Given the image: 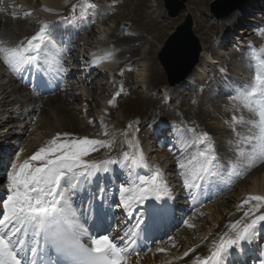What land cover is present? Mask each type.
<instances>
[{
	"label": "rangeland",
	"instance_id": "obj_1",
	"mask_svg": "<svg viewBox=\"0 0 264 264\" xmlns=\"http://www.w3.org/2000/svg\"><path fill=\"white\" fill-rule=\"evenodd\" d=\"M14 1H13V3H11L9 5L10 9H11L10 10L11 13L7 12V11L2 12V8H5V7L7 8V6H6V4H2L0 2V21L2 20V18H4L6 16L8 18L10 17L14 22V25H8V28L6 26L5 27L6 29H3L4 31L2 30L0 33V35L4 34L7 37L9 36L7 38V40L0 42V59L3 55V53L6 52L5 49H7L9 51H13L14 53L18 52L17 54H19L20 50L22 49V46L24 44L21 40L15 39V38H17V35H18V34H16V32H19L17 30H21V28L23 26L21 27V24H19V28H17L16 24L19 23V22H17L19 13H16V11H18V9L14 7L15 6ZM19 1H21V2L27 1L28 4H32L33 7H37L38 4L42 3V0H19ZM121 1L122 0H116L117 4H115V5L118 8H113L115 6L112 5L111 3H107V2L105 3V1L99 2V1L95 0L94 4L97 8H80V9H77V11L82 10L81 12H84L82 15L83 20L88 21V19H87L88 16H90L92 18L91 21L88 22L89 26H86V27H88L87 32L92 30V34H88L86 32H85L86 33L85 34L83 32L84 35L82 33V38H85L86 40L88 39L92 42L94 41L93 45H88V44L84 43L83 41H81L80 42L81 46H77V47H78L79 52H80L79 53L80 58L85 59V57H82L81 55L85 54L87 51H91V52L94 51L96 49L97 41L101 40L102 37L105 36L108 43L110 41V44H112V46L118 47L119 53L121 54V56L127 58V57H130V55H131V54L127 53V51L130 50L129 47H132L133 43H135V42H134V40L131 41L130 43L132 45L129 44V47H127L125 45L126 43H124L120 39L117 42H115L114 38L112 37V35L115 33V31L118 30L116 32L123 31V33H133V34H135V36H140L142 38L144 37L145 41H143L141 43L140 50L144 49L143 51L145 54L148 55V58L147 59L141 58V56H139L137 54L135 57H133L134 60H130L128 62L129 63L128 67L122 66L121 68H119V67L117 68L118 73L120 74L119 75L120 77H117L118 80H122V82H126V79H121L122 77L124 78V75H125L128 77V80L131 81V85L135 88V94L132 95V97L137 96V98L131 99L132 101H134L137 99H141L142 96H148V95L154 96V93H158L157 91L160 92L162 90L161 88H163L164 86L162 87L161 85L159 86L158 84H156V85L151 84V78L153 77V76H151V71H152L153 67H156L160 70V66H161L158 62L157 57H156V52L161 48L162 44L164 43L165 39L170 34V32L173 31L175 29V27L177 25H179L185 19L187 14H191L193 16L196 15L197 17H199L200 11L202 10V13L205 16L208 15L207 17H210V15H212V14L210 13L211 9H210L209 3L213 0H208L209 3H206L207 0H196L197 2L194 0L195 4L192 3L193 7L197 4H199V6L196 8H191V5H189L190 3L189 4L187 3L186 9L183 10L182 13L179 16H177L176 18H171L167 15L166 10L164 9V1L163 0H129V1L127 0V4L124 7H121L120 5H118V4H120ZM261 1H264V0H261ZM64 2L65 1H63L62 5L64 4ZM138 3H140V4H138ZM159 4H160V6H159ZM153 5H155V6L153 7ZM156 5H158V8H155V7H157ZM260 6H262L260 8V10L255 11V13L258 15H263L264 14V7H263V5H260ZM60 7H62V6L60 5ZM13 8H14V10H13ZM15 9H16V11H15ZM35 9L38 10V8H35ZM155 10H156L155 13H157V12L160 13L162 15V19H163L158 24L155 22V20H157V18L153 17ZM104 12L105 13L108 12V14H111L112 16H109L107 18L105 17L103 20H99L100 18L98 19L97 17H95L96 13L99 14V13H104ZM244 16H246V15H244ZM13 17H15V18L13 19ZM249 17H251L249 19H251L252 21L256 20L257 22L256 21L255 22L258 24V25H256V24L250 25L251 27L254 26V28H255V30H257L258 34H252V35H250L249 38H253L254 40H256L257 43H260V47L261 46L264 47V32H263L264 17L261 18L262 20L260 18H258L257 16L253 17L250 15ZM210 18H211L210 19V25L215 26L216 25L215 23L217 22V20L214 17H210ZM160 19H161V17H160ZM34 20H36V21L33 22ZM43 21L44 20L38 16L32 20L31 19H29V20L25 19L24 23H26V26H24V27L29 28V32L27 33L28 35L26 34V36H24V37L27 38L29 36L28 38L32 39V35L35 32V29H34L32 24H34L36 22L41 23ZM258 21L261 22L262 25H260ZM123 23H128V27L123 28L122 27ZM155 23H156V25H154V26L156 28L153 26V24H155ZM201 23H202V21H201ZM15 25H16V27H14ZM117 27H118V29H117ZM30 28H32V29H30ZM35 28H36V26H35ZM150 28H155L154 30H156V32L151 34ZM8 30H9V33H8ZM10 30H12V32H10ZM220 31H224V28H221ZM194 32L199 36L200 30H198L197 28L195 29V26H194ZM198 32H199V34H198ZM206 32H208V30ZM246 36L243 40H240L237 43L227 45L228 46L227 48L223 47V48L217 49L214 47V45H212V48H211L212 50L210 52L212 53L213 57L210 55V53H208V57H207L208 61H206L207 64L205 63L206 65H204V68H205L204 72L202 69L200 71V73L196 76L197 78H194L193 80L189 81V84L188 83L183 84L182 86L176 87V89H174V87H171V86L165 87L167 90L163 91V93L161 94V97H160L159 93H158V95L154 96L155 97V104L150 106V107L148 106V108H149L148 110H147V108H145V107L141 108V106H140L139 107V108H141L140 110H137V109H134L132 111L130 110L131 111V113H130L127 107L131 108V104L125 103L126 98L123 100V102L121 104H119V105L117 104L116 108L111 109L112 106L118 100H116V102H115V100L112 97H109V92L114 87L110 82L107 83L106 81H98L96 79V83H97L96 88L97 89L92 90L91 87L94 86V84L91 83L92 79H90L89 80L90 82H89L88 80L85 81L84 79H82V77L74 78V83L76 85H78L76 88V92H75V90H73L75 95L72 96L70 94H68V95L66 94L67 97L66 96L65 97L67 98V102L69 103L70 110L73 113H75V115L78 119V123L81 126V130H83V131H81L80 134H74L72 132H68V134L70 136H72V134H73V136L69 137L67 134L64 137L67 140V142H65V139L63 141L57 140L55 142V144H52V141L47 142L49 144H52L49 146V148L50 149L54 148L53 151H49V148H45V144H46L45 142L48 139H46V137L41 133V131H39L38 127H36V125L34 123L37 119V116L34 117L35 118L34 120H31V119H33V116H28V113L25 112V108L31 102L30 100H29V103H25L24 101L19 102V104L17 103L18 104L17 110H20L19 113L14 112L16 109H14L13 104L8 106L9 104L7 103V105L6 104L4 105L5 107H2L3 103H1L2 105H0V108L2 107V109H0V117H5V116L10 117L8 120V123L11 124V126H10L11 129H9V130H11L9 132V133H11V135H9V136H12L14 134L11 138L12 139L14 138V141L17 142L18 144L22 143L23 147L25 145L28 146L29 142L30 143L36 142L37 144H34L38 148V149L36 148V151H39V152L42 151L43 152V153L41 152L40 156H37L36 158H34L33 160H31L29 162V164L31 163V165L27 164L28 166H27L26 173H28V176L30 174H32V175L34 174L33 169L35 168V163L37 161L40 162L43 160L46 161V160L54 159V162H56V163L58 162L57 164H59L60 166L62 165L64 169L69 167L67 170L65 169V171L68 172V170L71 169L73 166L74 167L77 165L86 166L88 161H92V160L99 158L98 153L100 155H102L101 152L103 149H98L97 151H95V149L93 148L92 145L98 144V146H99L100 145L99 142L106 140V135H102V133H98L95 130L96 126L97 127L100 126V125H95V124H97L95 121H98L101 118L100 116L95 114V112L96 113L100 112V109L96 110L95 104L96 103H100V104L104 103L106 105V102L110 101V100H112V104L113 103L114 104L111 107L107 106L106 107L107 112H104L106 114V116L109 118L108 120L110 122L112 120V122L116 123V126L119 128V129H117V131H119V132H121L122 129L124 128V127L121 128V126H123L125 123L131 122V124H129V129L131 132V133H129L130 134L129 138H131L132 135L136 136L135 139L137 142V146L139 147V149H141V151L143 150V152L146 155L145 157H143L141 154V157H142L141 159H143L142 161L144 162V165L148 164V165L152 166L151 167L152 169L153 168L158 169V168H160L159 166H161V168H163L165 170L164 173L161 174V177H163V175H164V178L162 180H159V181L162 183V186H164V188H168L167 191H170V194H172V192L174 190H176V188L178 187V184L180 183V181L178 180V177L180 176L181 170H182L181 163H180V166H177L178 167L177 168L175 166V163L178 161V159H176L177 161H174L175 158L171 157L172 155L178 154V150H180V148H181L180 146H178V144H180V143L185 144L187 142L191 145V147L194 145L196 147H200L201 148L200 150H202L204 147L206 148L207 144H209L211 147L216 148V149L218 148V145H219L220 146V152L222 154V158H219V160H217L218 156L215 153H212L213 156H209V155L203 156V154H201L197 151H194V152L192 151V154H194L195 158H200V160H203V161L207 160L208 165H211L212 169H213V167H214V169L220 168L221 175L224 177H229L232 181L235 182V184L228 191L223 192V194L221 196H217V197L213 198L212 200L206 202L203 205H200L199 207H197V208H195L189 212V219H191V221L193 220L192 223H189L190 224L189 225V229H190L189 232H186V228L188 226L186 227L187 224H184L180 228L181 230L179 231V233L177 235H174V237H172L168 242H166L162 245H158L154 248V251L158 250L157 254H159V253L166 254L167 252H170V249L173 246L179 244V242H178V241H180L179 238L182 236L183 240H189V243H187L186 241H183L181 239L183 241L181 246H184V248H180V250H182V249L187 250L186 248H188L189 245H193V244L197 243L199 240H201V239H199L197 241L195 238H197V239L202 238L203 239V236H205L209 233H213V231H214L213 229L218 224V222L222 219V217L227 215L229 212H231L235 208L236 203H238V201H240L242 198L247 197L248 194L256 195L258 200H260L261 198H264V188H263L264 187V156H263V159H259L257 161V159H258L257 156H261L264 153V113H263L264 112V103L260 104L262 101L259 102V104L257 106L258 108H256V110L258 111L256 113H258L260 115V119L259 120L254 119L252 121L253 124H252L251 128H246L244 126L242 127V124L244 123L243 121H246L244 115H238L234 120V119H230L229 117H227L228 116L227 112L230 109H234V110L238 109L237 108L238 106L236 104L238 100H239L238 102L241 104V102L243 100L246 99V101L247 100L249 101L250 99L245 97V99L237 98V99H234L232 101V99H230L228 97V93L235 92V90L232 88H229L228 86H227L226 92H218V90H221V87L224 86V85L219 86V84L223 83L224 80L220 81V83H218V84H216V82H214V80H212V81L210 80L211 86H213V87H210V86L208 88L206 86L200 87L201 86L200 83H202V82L207 83V79H205V78H206L207 74L209 75L208 70H212V72H214V71H216L217 68H221L223 65L226 68H230V69H232L233 72L237 73V75H235V76L240 80H247V79L252 78L251 69L249 67V60H247L245 64L239 60H235L233 62L232 61H228V62L223 61V59L225 58L224 56H227L228 53L230 55L234 54V52L237 48L241 49L240 51L237 50L238 54L240 55L239 58L241 56L245 55L246 53L249 55L248 45H249L250 39ZM35 37H36L35 39L38 38L37 36H35ZM2 39L3 38H1L0 40H2ZM49 39L51 41V44L55 48V50H54L55 53L57 51L60 52L61 51L60 45L57 43V41H54L53 38H49ZM91 46H93V47H91ZM77 47H76L75 53L77 52ZM140 50H139V53H140ZM45 53H46L45 49H42V50L39 49L38 50V54H40V55L41 54L45 55ZM213 53H214V55H213ZM222 54H223V56H222ZM209 55L212 57L211 59L213 60V62L215 64L217 63L218 67H215L216 65L214 63L213 64L209 63V61H210ZM128 59H130V58H128ZM57 61H59V59H57ZM234 63H235V65H234ZM126 68L128 69V71ZM4 72H5V70H3V65L0 62V85L5 84L7 82L6 79L9 78V75L4 74ZM125 73H127L128 75ZM202 74H204V75H202ZM214 74H216V73L214 72ZM164 75H165V73H164ZM202 76H204V79L202 78ZM240 76H242V78H239ZM104 78H106V77H104ZM166 81L167 80H166V75H165V83H166ZM253 81L255 83H258L255 81V79H253ZM165 83H163V84H165ZM190 84L194 88H190V86H189ZM7 86H9V85H7ZM234 88H236V86H234ZM4 89H5V87L1 88V86H0V93L4 94L3 97L6 98L8 95L6 93H2ZM1 90H2V92H1ZM165 92H166V95H165ZM195 92L200 93L201 96L204 98V99L202 98L203 101L199 98V100H201L200 101L201 103L199 102V100L196 101L200 104H198V103L196 104V102H195L197 107L199 108L200 106H198V105H201V108H199V109H203L206 107V108L212 110V114H210L209 116H206V113H205L204 118L200 117V122L202 125L201 124L196 125L195 122H193L192 120H189L190 117L187 116V114H188L187 110L189 109V105H190L189 98L191 97L192 94H195ZM11 94L12 93H10V95ZM203 94H205V95H203ZM87 95H90V97L87 98ZM91 95L94 97V100H90ZM14 96L15 95L13 94V96H10L8 98L13 99ZM234 96L238 97L237 94L233 95V97ZM3 97L0 95V99L1 98L3 99ZM2 99L0 101H2ZM15 99H16V97H15ZM179 105H180V107H179ZM155 106H157V107L155 108ZM164 107H165V110H164ZM98 108H99V105H98ZM185 108H186V112H185ZM221 108H222L223 112H222ZM4 109L8 110V112H5ZM42 109L44 110V107ZM90 109H91V112L89 113L88 111ZM165 111H166V113H165ZM173 111H175V112H173ZM189 111H190V109H189ZM39 113H41V109L40 110L38 109L36 112V114H39ZM172 113L177 114V115L176 114L174 115L175 119H173V120H177V122H176V126H175V128H173V130L177 129L178 132L181 133V137L178 139V144H176V147L174 146L173 149H171V146H173V144L175 145L176 140L174 139L173 142L171 143L173 137L171 136V134L169 132L165 133V135H163V136L159 135V138L152 137L150 134H147V132H148L147 130L152 127V125H150V123H152L156 117L168 118L170 115H173ZM44 114L46 115L47 111L44 112ZM29 117H32V118H29ZM137 117L140 118V125L139 126L135 125L132 122ZM150 117H151V120H150ZM255 117H253V118H255ZM202 118H203V120H202ZM221 121H223V122L221 123ZM93 123H95V124H93ZM189 123H191V124H189ZM2 124L3 123L0 124V128L2 126L4 129L5 124L4 125H2ZM14 124H17V125L14 126ZM25 124L27 125L25 127V129L20 128V126L23 127ZM221 124L222 125L225 124V125L222 126ZM87 125H88L87 129H85ZM5 126H7V125H5ZM221 126L222 127L225 126L226 128H228L227 129L228 133L226 135H224L223 132H221V130H219V128H221ZM226 128L224 130H226ZM253 128H255V130L251 131V129H253ZM246 129H248V130H246ZM249 129H250V131H249ZM168 130H169V128H168ZM4 131H6V130H4ZM252 132H253V134H252ZM15 133H16V135H15ZM74 135H75V137H74ZM91 136H94V139H96V140L91 139L90 138ZM108 136L110 137V134H108ZM184 137H186V138H184ZM11 138L6 139V140L10 141ZM72 138H73V140H72ZM69 139H71V141ZM237 140L238 141L245 140L247 143H246V145L243 144V147H241ZM77 141H78V143H77ZM10 142L12 143V141H10ZM255 142L257 143V145ZM40 144H41V146H40ZM37 145H39V147ZM235 145H237V146H235ZM255 145H256V147H255ZM27 146H25V148ZM247 146L252 147V149H247L248 148ZM19 147H20V145H19ZM23 147H21V148L23 149ZM168 147H169V149H168ZM224 147H226V148H224ZM25 148H24V150H25ZM60 148H62V149H60ZM249 151L251 152V154H248ZM243 153H247V155H243ZM195 155H197V156H195ZM204 155H205V153H204ZM236 160L238 163L241 162V163H245V164L248 162H251V160L252 161L255 160L256 161L255 163L259 162V165H261L260 167H263V169H262L263 171L262 170L251 171V172H247L245 174L239 175L240 172H239L238 168L240 165L239 164L234 165ZM172 162H174L173 167L170 166V164ZM197 162H198V160L194 161V164H197ZM168 163H169V165H168ZM155 164H157V165L155 166ZM64 165H66V166H64ZM50 166H51V164H50ZM132 169H133V172L131 173V171H130L129 173H131L133 175L137 174V168H132ZM179 171H180V174H179ZM122 173H125V170H123ZM34 176H35V174H34ZM124 176H126V175L120 173L116 179L122 178ZM130 180L133 181V178L128 177V179H125L126 186L130 183ZM2 181H1L2 184H4V186H6V188H5L6 190L4 191L3 196L0 197V202L3 203L6 200L9 201L10 190H8V188H9L8 186H10V184L8 183L6 178ZM2 184H0V185H2ZM255 186H256L255 189H251ZM213 188H214V190H217L215 187H213ZM251 197H253V196H251ZM253 199H256V198H253ZM1 207H5V206L2 205ZM201 218H203L204 220L201 221ZM259 248H260V254H262L264 257V242H262V245H260ZM179 252L181 253V251H179ZM154 257H155L154 261H151L150 263L146 262V263H142V264H157L158 261L156 260V256L154 255ZM167 257L170 258V253H167ZM158 260L161 262H165L166 261L165 255H161ZM160 264H162V263H160ZM260 264H264V259L261 260Z\"/></svg>",
	"mask_w": 264,
	"mask_h": 264
},
{
	"label": "bare ground",
	"instance_id": "obj_2",
	"mask_svg": "<svg viewBox=\"0 0 264 264\" xmlns=\"http://www.w3.org/2000/svg\"><path fill=\"white\" fill-rule=\"evenodd\" d=\"M13 1L14 0H0V2L2 4H6V6H8L10 3H13ZM62 1L63 0H42V2H44L45 6L41 7L42 10H39V11L35 12V10L33 9L34 7L31 6L32 4H28L27 1L21 2L19 0H15L14 3L15 4L18 3V5H16L15 7L22 11V14L20 16H18L17 22H19V23H17L16 25H17V28H19V24H21V27L23 26L21 28V30H17L19 32H16V34H18V35H17V38H15V39L16 40H20L22 37L26 36V34L29 32V28L24 27V26H26V23H24L25 19H27V20L31 19L32 20L35 17H37V14H39V16H41L44 13L48 14V16L46 17L47 19H51V20L59 19L60 15H58V14L56 15V13H57V8H60V5H61L60 3H62ZM93 1L94 0H68V1H66L65 8H67V11H69V12L77 11V9H80V8H97ZM99 1H101V2L105 1V3L106 2L107 3H111L112 5L115 6L113 8H118L115 5V4H117L116 0H99ZM189 3L188 4L191 5V8H196V7L199 6V4L195 5L194 7L192 6V3H194V0L193 1L191 0ZM206 3H209V1L207 0ZM126 4H127V0H122L120 2V4H118V5H120L121 7H124V6H126ZM138 4H140V3H138ZM160 4H159V6H160ZM260 5H263V7H264V1H261V0H246L241 5L239 10H237L235 13L231 14L230 16H228L226 18H222V19L217 20V22L215 23L216 24L215 26L214 25H210V19H211L210 17H212V16L211 15H210V17H207L208 15L205 16L202 13V10L200 11L199 17H197L196 15L194 16L195 29L197 28L198 30H200V34H199V32H198V34H199L201 45H202V52H201L200 61H199L198 65L196 66L194 71L191 73V75L188 76L186 81H191L194 78H197L196 76L200 73L199 70L203 69V72H204V69H205L204 65H205V63L207 61L208 53H210V51L212 50L211 49L212 45H214V43L212 42V38L214 37V35L217 34L218 31L221 28H224L226 26H231L233 29L236 26L237 27L246 26V24H245L246 20L244 19V17L243 18H240V17H242L244 15L251 14L253 10H260V8L262 7ZM154 6L155 5H153V7ZM156 6L157 7H155V8H158V5H156ZM5 8L2 9V12H6V11L10 12V10H11V9H9L10 6H9L8 9H5ZM13 10H14V8H13ZM156 10L154 11L153 17L157 18V20H155V22L158 24L163 19H162V15L160 13H158V12L155 13ZM15 11H16V9H15ZM239 11L241 13H240L239 16H237L236 13L239 12ZM77 12H81V11H77ZM96 14H95V17H97L98 19L100 18L99 20H103L105 17L107 18L109 16H112L111 14H108V12L107 13H105V12L104 13H99L97 15ZM160 17H161V19H160ZM259 17L263 18L264 14L263 15H259ZM14 18L15 17H13V19ZM72 19L74 20L75 17H73ZM247 20H249V22L252 21L251 19H247ZM35 21L36 20H34L33 22H35ZM201 21H202V23H201ZM156 23L153 24V26L156 25ZM59 24L60 23L58 22V24L54 28H49L48 26H41V24L38 23V22L32 24L34 29H35V32L33 33L32 36L34 37V36H38L39 35V36H41V39H43V40H40L39 42L34 41L33 44L30 45L29 48L26 46L25 51L27 53H29V55H30L31 54L30 52L32 51L34 46L37 47L39 45H42L43 47H46L48 41H46L42 37L43 34H45V35L48 34L47 37H48V40H49L50 43H51V41H50L49 38H53L54 41H57L56 40L57 37L53 36L54 35L53 34L54 31H52V29L57 28L55 30H60L61 28H59V26H60ZM8 25H14V22H13V20L10 17L8 18V17L5 16L0 21V33H1V31L3 29H6L5 28L6 26L8 28ZM16 25L14 27H16ZM35 26H36V28H35ZM32 28H30V29H32ZM155 28H150L151 29L150 30L151 34L156 32V30H154ZM117 29H118V27H117ZM250 29L242 28V31L244 32L245 36L248 35V34L250 35L253 32ZM73 30H75V32H77V33H80L81 31L84 30L86 33L92 34V30L87 32L88 27H86V25H84V26L77 25L76 28L73 27ZM207 30H208V32H206ZM36 31H38V32L36 33ZM116 31H118V30H116ZM116 31H115V33L113 32L114 34L112 35V37L114 38L115 42H117L120 39L121 41L126 43L125 45L127 47H129V44L132 45L130 43L131 41L134 40V42H135V43H133L132 47H129L130 50L127 51V53L131 54L130 57H127V58H130L129 60H134L133 57H135L137 54L139 56H141V58H144V59L148 58V55L145 54L144 51H143L144 49L140 50L141 43L143 41H145L144 37L142 38L140 36H135V34H133V33H123V31H119V32H116ZM10 32H12V30H10ZM8 33H9V30H8ZM6 37L7 36H5L4 34L0 35V39L1 38H6ZM33 37H32V39H33ZM227 38H228V36H227ZM73 39H75V38H73ZM81 41H83L84 43H86L88 45H93L94 44L93 43L94 41L92 42V41H90L88 39L86 40L85 38H82V39L79 38V40L75 41L77 43L76 46H81V43H80ZM99 41L100 40H98L97 43ZM229 41H230V39H229ZM224 44L225 45L220 46L219 49L226 46V40H224ZM229 44H230V42L227 43V45H229ZM99 45H100V42H99ZM104 45L108 46V44H104ZM76 46H72L71 47V52L73 54H76L75 53ZM106 46H104V47H106ZM91 47H93V46H91ZM102 48L103 47H97L94 51H92V53L89 54V56L92 54V57H93L92 61L94 63L98 62L101 59V62H100L99 65H102L103 67H106V68H111L110 56L108 55L109 52H107V51L105 52L104 50H106V49H102ZM139 50H140V53H139ZM249 54H250V56L246 53L245 55H243L240 58H238L240 55L237 52H234V54H231V55L228 53L227 56H224L225 58L223 59V61L224 62L225 61H227V62L228 61H232L233 62L235 60H239V61H242L245 64L246 61L249 60V67H252L253 66L252 65V52L250 51ZM102 55H105V57L101 58ZM262 55H263L262 56V64H264V53ZM222 56H223V54H222ZM75 57H77V56H75ZM24 63H31V59L26 57L25 60L22 62V64H24ZM3 65H4L5 68L9 67L8 64H3ZM234 65H235V63H234ZM127 71H128V69H127ZM229 71H231V70H229ZM214 72L217 73V72H220V70L218 71V68H217L216 71H214ZM125 74H127V73H125ZM204 74H202V75H204ZM252 75H254V74H252ZM63 76H64V74H61L60 78H63ZM151 76H153L151 78V84H154V85L158 84L160 86V85H163V83H165V75H164V72H163L161 66H160V70L158 68H156V67H153V69L151 71ZM213 77H215V74H209V75L207 74L205 79H207V81H208V79H210V78L212 79ZM202 78L204 79V76H202ZM121 79H126V82H122L120 90H122L124 88H129L130 89V94L125 99V101H126L125 103L131 104V108L127 107L130 113L134 109L140 110L143 107L147 108V110H148L149 109L148 106L150 107V106L155 104V97L152 96V95L151 96H149V95L148 96H142L141 99H137V100L132 101L131 100L132 98H137V96L132 97V95L135 94V88L131 85V81L128 80L127 76L124 75V78L122 77ZM222 80H223V78H220V81H222ZM19 81L20 80H19V78L17 76L11 74L10 80L7 83H5V84L0 85L1 88L5 87L3 92H2V90H1V92L2 93H6L8 95L6 98H4L3 97L4 94L0 93V95L3 97V99L1 98L2 101H0V105H2L1 103H3L2 106H4L5 104L7 105V103L9 105H11V104H17V103L23 102V101L27 102V101L30 100L31 102L25 108V112L28 113V116H33L32 120H34L35 119L34 117L37 116L35 124H37L39 131H41V133L46 137V139H48L45 142L46 144L44 143L45 144V148H49V146L52 145V144H55V142L57 140L58 141H60V140L63 141L65 139L64 137L68 134V132H72L74 134H80V132L83 131V130H81V126L78 123V119H77L75 113H73L70 110V108H69L70 106H69V103L67 102V98H66L68 94H70L72 96L75 95V93L73 92V90L75 89L74 85L71 84V86L69 88H63V86H62L63 84H61V83L56 81L59 84H56V83L54 84L55 90H53L51 92V94L48 96V99L44 100V98L43 97H39L38 94H32L31 92L27 93L26 90L28 88L26 86H24L21 82L19 84ZM186 81H185V83H186ZM220 81L218 83H220ZM17 84H19L18 87L17 86H13L12 87V85H17ZM7 85H9V86H7ZM176 87H174V89H176ZM9 88H10V90H9ZM96 89L97 88H93V90H96ZM252 89H253L254 92L257 91V90L264 89V82L262 84H260V85L253 86ZM65 90H71L72 92L68 93V91H65ZM10 93H12V94L10 95ZM13 94L15 95L14 98L13 99H9L8 97L13 96ZM203 95H205V94H203ZM15 97H16V99H15ZM199 98L202 101L204 99L201 96V94L198 93V92L197 93L195 92V94H192L191 97L189 98V103H190L189 109H190V111H189V109L187 110L188 111L187 116L190 117L189 120H192L193 122H195L196 125L201 124L200 117L204 118V116H205L204 114L205 113H206V116H209L210 114H212V110H210V109H208L206 107L203 108V109H199V108H201V105H198V106H200L199 108L197 107L196 104L198 102H196V101H198ZM201 100H199V102ZM238 101L236 103L237 106H238L237 107L238 109H236V110L230 109L227 112V114H228L227 117H229L230 119H234L235 120V118L238 115H244L246 121H243L244 123L242 124V127L244 126L246 128H251V126L253 124L252 121L254 119L255 120H259L260 119V115L258 113H256V112H258L256 110V108H258V107H257V105H256V103L254 101H244L243 100V102L241 104ZM122 102H123V100H119L118 101V105L121 104ZM195 102H196V104H195ZM200 103H198V104H200ZM140 106H141V108H139ZM43 107H44V110L42 109ZM99 107L103 108L100 104H99ZM156 107L157 106H155V108ZM179 107H180V105H179ZM38 109L39 110L41 109V113L36 114ZM221 110H222V108H221ZM46 111H47V114L45 115L44 112H46ZM100 112H98V113H100ZM185 112H186V108H185ZM222 112H223V110H222ZM172 114L173 115H170L169 117L167 116L168 118H166V119L168 121L175 119L174 115L176 113H172ZM253 117H255V118H253ZM104 118H107V117H104ZM203 118H202V120H203ZM150 120H151V117H150ZM161 120L163 121V124H164L163 127H164L168 121H166L164 119H161ZM0 122H1V120H0ZM222 122L223 121H221V123ZM93 124H95V123H93ZM152 124H153V122L150 123V125H152ZM189 124H191V123H189ZM223 125H225V124H223ZM222 126H221L222 129L219 128V130H221V132H223V134L226 135L228 133L227 132L228 128H226L224 126L226 128V130H224L225 128L222 127ZM87 127H88V125L86 126L85 129H87ZM1 128H3V127L1 126ZM116 128H117V126L115 127V129ZM160 128H162V126L158 127V130H160ZM95 130L98 133H102V135H105L107 129L100 128L99 126L98 127L96 126ZM246 130H248V129H246ZM254 130H255V128L251 129V131H254ZM10 131L11 130H8L7 133H5L3 135L0 134V141L3 140L4 138L8 137L9 135H11V133H9ZM249 131H250V129H249ZM154 132H155V130H154ZM124 133L128 135L127 126H124ZM252 134H253V132H252ZM68 136L72 137L73 134H72V136H70L68 134ZM180 136L181 135L179 134L178 137H180ZM74 137H75V135H74ZM135 137L136 136H133V135L131 136V139H130L131 143L129 142V145L131 147L129 146V148L133 149L132 150V157L138 161V160L141 159L142 151L140 152L139 149L136 147V143L137 142H136ZM73 138H72V140H73ZM90 138L93 139V140H96V139H94V136H91ZM69 140L71 141V139H69ZM245 140H242V141H238L237 140V141L239 142L240 146L243 147V144L246 145V143H247L246 142L247 140L246 141ZM49 141L50 142L52 141V144L47 143ZM3 142H5V141H3ZM65 142H67L66 139H65ZM122 142H124V141H121L119 139H112V140H107L106 142H104L102 144V147H100V148H98L97 146L94 147L95 151H97L98 149H103L101 154L105 155V154H109L110 153V149L109 148L111 146L115 145V149H117V157H114V158L113 157H108V158H105V159H98V160H95L94 162H92L88 168L84 169V170H86L85 173H84L83 170L80 172V173L84 174V176L86 177V180H88V179L91 180L92 184H93V183H96V181L98 179L102 181L103 178L104 179L108 178V181L112 182V180L110 179L112 176L111 175L105 176L104 173H105L106 169L111 174L115 173L120 167H122L121 161L124 162L128 158V155H124V157H122L121 161L118 162L117 164H115V159H119L122 156V154H123V149L122 148H119V149L116 148V146L118 144L122 143ZM77 143H78V141H77ZM34 144H37V143L36 142L35 143H30L29 142L28 146L25 145V146H27L25 148L26 151L24 150L23 153L20 154V156L18 155V156L15 157L16 158V162H18L17 163L18 165H19L20 162L24 161L29 156H34V157L40 156L42 151L41 152L36 151L37 147ZM179 145L181 146V144H179ZM256 145H257V143H256ZM256 145H255V147H256ZM37 146L39 147V145H37ZM40 146H41V144H40ZM235 146H237V145H235ZM247 147H248L247 149H252V147H250V146H247ZM224 148H226V147H224ZM60 149H62V148H60ZM53 150H54V148H51V149L49 148V151H53ZM111 151H112V148H111ZM202 151H204L206 153H215L218 156L217 157L218 159L222 158V154L220 152V146L219 145H218V148L216 149V148L211 147L209 144H207L206 148L204 147L202 149ZM248 154H251V152L249 151ZM243 155H247V153H243ZM263 156H264V153L261 156H257V158H258L257 161L259 159H263ZM255 162H256L255 160H253V161L251 160V162H248V163L245 164V163H241V162L238 163L237 160H236L234 165H237V164L240 165L238 170H239V172L241 174H245V173L251 172V171L262 170L263 167H260L261 165H259V162H257V163H255ZM57 163L54 162V159L46 160V161L43 160V161L35 163V170L37 172V175L32 180L28 178L29 177L28 173H26L27 166H28L27 162L22 165V175L20 176L19 181L16 182L15 184H12L10 186V188H12V191L10 192V194L13 195V198H12L10 204L8 205V207H12V208L15 207L17 209V210L15 209L16 210V215L14 217H12V218L9 217V214L4 215V217L2 219V225H4L5 230H10V233H13L16 230L21 231L20 237H23L25 235H28V232L24 229V227L22 229H20L21 227L18 226L19 222H22V223H25V224H29V221L27 220V217H31V216H35V215L37 216L36 220L38 221L39 220V216L37 214L40 211L46 210L47 209L46 207H48L49 205L51 206L50 210L52 209V211H53L54 207L57 206V204H56V202L54 200V197L55 198H62V196H64V198L62 199V202H63V204H65V207H66V205H68V200H66V190H65L64 184L69 179L73 180V181H78L80 175L78 173H76L75 175L72 176L69 173H66L65 169L67 170L69 167L64 169L62 165L60 166ZM50 164H51V166H50ZM66 165H64V166H66ZM139 165H140V163H138L137 169L139 168ZM170 166H172V164ZM98 168L102 169V172H100V174L96 173ZM150 168L151 167L148 164L142 165L139 168V171H138V173H139V175H138L139 176L138 177L139 178V183L135 182V185H137V187H138V192L144 193V192L152 190L151 187H152L154 179H152L151 175H148V174L151 173V172L153 173L154 170L152 171ZM205 174H206V170L202 169V175L201 176L204 177ZM15 178H16V176H14V179ZM182 178L184 179L183 175L181 176V179ZM14 179H13V181H14ZM2 180H3V177H0V181H2ZM26 183H28V184H26ZM23 185H25V188H26L25 191L23 189ZM155 185L157 186L158 184H155ZM76 186H77V184H75V187ZM156 186H155V188H156ZM159 187L161 189H164L162 186H159ZM5 188H6V186H4V184L0 185V193H2L5 190ZM255 188H256V186L251 188V189H255ZM13 189H14V191H13ZM156 191H158V190L156 189ZM186 193H187L186 190H184L183 194H186ZM24 196H26V202H24V200H23ZM253 198H255V197L253 196V197H249V199L248 198L245 199V201L249 202V203L241 202L240 204H238V206L235 209H233L227 215L222 217V219L218 222V224L213 229L214 231L212 230L213 233H209V234L205 235L206 236L205 238L203 237V239L199 240L194 245H192V246L190 245L192 247L191 251H189V249H190L189 247L187 248V250H185L183 252H182V250H180L181 254H183V255L177 261H175V262L173 261V262L168 263V264H197L198 262H200L201 258L205 259V258H207L209 256L211 257L212 255H213L212 259H210V261L208 263H206V264H215V263H218V261H220L219 260L220 255L222 256L225 253L232 252L230 250L233 249V248H236V245H234L236 243H238V244L241 243V244L247 245V247L248 246L249 247L252 246V248L256 249L257 245H258V244H256V238L259 237V236H263V239H264V229L263 230L259 229V232H258V229H257L254 232L252 227L256 226V223L264 224V213H262V212H264V200H256V199H253ZM24 204L30 210L36 209V210H32V211H37L36 214L35 213H24V215L20 216L18 214V209H22L24 207ZM65 212H66V210H65ZM252 217H253V219H252ZM249 220H251V221L249 222ZM3 231H4V229L2 228V230H0V233H3ZM249 239H251V240L248 241ZM183 241H186L187 243H189V240H183ZM183 241H181V242H183ZM215 250H217V251L214 253ZM154 255L156 256L157 254L154 252V248H153V249L149 250V252L147 254V257H146V259L144 261L143 260L140 261L137 257H134L132 259V264H142V263H146V262L150 263L151 261L155 260ZM128 262L129 261H125V264H128ZM157 264H160V263H157Z\"/></svg>",
	"mask_w": 264,
	"mask_h": 264
},
{
	"label": "water",
	"instance_id": "obj_3",
	"mask_svg": "<svg viewBox=\"0 0 264 264\" xmlns=\"http://www.w3.org/2000/svg\"><path fill=\"white\" fill-rule=\"evenodd\" d=\"M187 0H165L171 16H176L185 7ZM243 0H217L213 9L217 15L230 14ZM193 20L189 15L164 43L159 58L168 74L171 85L185 79L199 61L201 45L192 30Z\"/></svg>",
	"mask_w": 264,
	"mask_h": 264
}]
</instances>
